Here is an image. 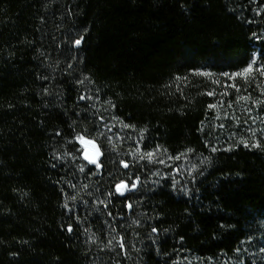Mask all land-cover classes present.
Instances as JSON below:
<instances>
[{
	"label": "trees",
	"instance_id": "trees-1",
	"mask_svg": "<svg viewBox=\"0 0 264 264\" xmlns=\"http://www.w3.org/2000/svg\"><path fill=\"white\" fill-rule=\"evenodd\" d=\"M67 51L98 106L81 99ZM253 59L264 68V0H0V264H95L104 254L69 222L72 182L89 187L82 192L92 194L89 201L106 202L96 216L80 211L87 227L132 248L127 256L119 246L110 263L236 255L264 226V150L212 151L214 101L202 73L235 74ZM105 115L144 131L153 149L171 157L210 156L194 195L177 197L167 184L146 189L147 174L126 170L129 158L112 156L101 140ZM78 136L99 143L102 171L82 161ZM59 149L63 161L56 160ZM70 157L79 158L83 173ZM129 175L139 187L119 197L116 185ZM137 194L155 241L134 262L138 241L127 208Z\"/></svg>",
	"mask_w": 264,
	"mask_h": 264
},
{
	"label": "rangeland",
	"instance_id": "rangeland-1",
	"mask_svg": "<svg viewBox=\"0 0 264 264\" xmlns=\"http://www.w3.org/2000/svg\"><path fill=\"white\" fill-rule=\"evenodd\" d=\"M77 40L80 39L73 42V48ZM65 58L66 65H69L67 68L71 78L81 87L84 94L83 100H87V96H90V100H94L98 106L93 87L82 74L74 52L67 51ZM258 68L262 67L256 62L253 65V72L247 78L240 76L230 78L234 74L203 75L209 83L208 95L214 101V107L210 108V116L207 121V127L210 130L209 136L215 143L213 148L229 150L235 146H244L243 141L248 144L249 148L264 150V76L256 71ZM97 108L99 109V107ZM106 113L108 112L106 111ZM98 122L101 140L107 146L109 153L112 156H127L128 162L122 163L128 165L126 170L133 166L140 173L147 174L143 180L146 189L154 190L167 184L177 197L191 198L194 195V190L210 166V156L201 157L189 151L176 159L162 149H153L152 145L147 143L144 131L125 127L124 123L110 115L100 117ZM254 145H259V147H254ZM82 151L84 152V148ZM62 152L63 149L57 150V154H59L57 161H63ZM145 153H154V155L148 159L145 157ZM69 159L71 160V168H81L83 169L81 173L84 172V166L78 157H70ZM125 182L127 188L124 197L133 195L130 193L132 183L138 184L139 187V179L136 180L129 175L125 178ZM119 184L121 183L117 185ZM82 185H84L82 182L78 185L75 182L69 184L71 195L67 196L65 204L69 222L76 226L78 235L83 240L90 242V248L100 249L104 252L103 255H97L93 258L95 264H114L110 263L108 258L114 254H119V246L127 256L132 248L129 247L125 239H119L110 232L105 234V238H101L87 227L86 223L89 219L86 218L85 222L80 216V211L86 210L92 212V216H96L106 202L104 200L98 202V198L96 201H89L88 196L92 194L82 193L89 192V187H85L81 191ZM129 205L131 207L128 206L127 209L131 215L127 223L131 224L129 229L132 230L138 241L136 253L130 256V259L135 262L146 243L150 245L155 241V233L149 230L150 222L145 223L146 220H150V217L144 211L141 194L132 196ZM145 224L147 226H144ZM142 228H147V231L141 236L138 233ZM248 262L264 264V226L257 229L252 235V239L246 241L241 250L232 257L221 256L217 259H200L194 256L179 255L174 264H245Z\"/></svg>",
	"mask_w": 264,
	"mask_h": 264
},
{
	"label": "snow or ice",
	"instance_id": "snow-or-ice-1",
	"mask_svg": "<svg viewBox=\"0 0 264 264\" xmlns=\"http://www.w3.org/2000/svg\"><path fill=\"white\" fill-rule=\"evenodd\" d=\"M80 43H81L80 40H77V41H76V44H77V45H79ZM255 63H256V61H255V59H253V60L249 63L248 67H246L242 72L235 73V74L233 75V77H230V78H235L236 76H240V77L247 78V77L253 72V70H254V69H253V65H255ZM256 71H258V72L260 73L261 76H264V68H258V69H256ZM202 75L207 76V75H210V74H209V73H202ZM225 75H227V74H225ZM210 94H211V93H210ZM81 99H84V97H81ZM213 107H214V106H213ZM125 127H128V125H125ZM77 139L81 142V144H85V145H86V144H93L92 141H86V140L84 139V137H79V136H78ZM242 143H244V146H245V147H248V144H247L246 142H243V141H242ZM93 146H95V145L93 144ZM254 147H259V145H254ZM216 150H217V149H215V148L212 149V151H216ZM97 154H99L98 149H97ZM153 155H154V153H145V157H147L148 159H151ZM84 156H85V159H89L91 163H94V164L97 163V161H96L95 159H91V158L88 156L87 151H85ZM145 157H141V158H145ZM176 159H179V157H176ZM97 166H99V165H97ZM124 166H125V167H128L127 164H125ZM81 170H83V169H81ZM135 186H136V185L133 184L132 187L134 188ZM125 188H127V185H126V184H123V183H121V184H119V185L116 186V190H117L118 192H120L121 194H123V190H124ZM129 207H131V205H129ZM68 230H69V231H72L71 228H69ZM154 231H155V229H154Z\"/></svg>",
	"mask_w": 264,
	"mask_h": 264
},
{
	"label": "water",
	"instance_id": "water-1",
	"mask_svg": "<svg viewBox=\"0 0 264 264\" xmlns=\"http://www.w3.org/2000/svg\"><path fill=\"white\" fill-rule=\"evenodd\" d=\"M81 44H82V42L79 45L76 44V48H79L81 46ZM85 140L86 141H92L95 146H93V144H86V145L82 144V147L84 148V152H83V155H82L83 161L89 166L96 167L98 169V171H102V160L104 158V152H103L101 146L99 145V143H97L94 140H91V139H88V138H85ZM97 149H98L99 154H97ZM85 151H87L88 156L91 159H95L97 161V163L94 164V163H91L89 159H85V156H84ZM97 165H99V166H97ZM124 165H123V167L126 169L127 167H125ZM123 184H125V182H123ZM137 186H138V184L134 188L131 187L130 193L135 192L137 190ZM125 190H126V188L123 190V194H121L120 192H118L116 190L117 195L119 197H124L125 194H126Z\"/></svg>",
	"mask_w": 264,
	"mask_h": 264
}]
</instances>
